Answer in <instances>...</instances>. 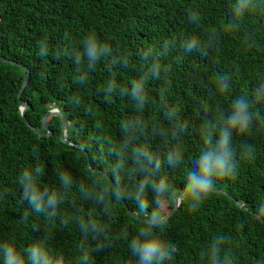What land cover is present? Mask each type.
<instances>
[{"label":"trees","instance_id":"1","mask_svg":"<svg viewBox=\"0 0 264 264\" xmlns=\"http://www.w3.org/2000/svg\"><path fill=\"white\" fill-rule=\"evenodd\" d=\"M261 2L264 4V0ZM234 3L235 0H0V56L25 65L29 71L21 94L28 105L26 119L44 130L43 114L48 108L57 107L67 120L66 138L73 142L61 140L59 116L47 118L52 131L48 136H39L26 125L17 95L26 70L0 60V243L14 242L23 253L32 241L46 235L49 247L63 252L65 264H76L77 245L83 239L77 220L91 215L109 225L107 241L88 237L87 243L93 249L103 244L100 250L92 252L95 264H136L128 241L143 226V221L133 218L125 205L140 216L146 217L145 214L133 200L123 199L119 203L113 200L109 215L102 206L85 199L77 185L90 187L94 177L103 176L107 184L120 183L130 192L134 180L139 178L123 173L114 177L117 156L111 151L124 139L121 121L134 115L130 97L120 95L119 89H130L137 69L112 65L111 58H103L91 72L81 64L80 70L88 75L86 85L81 86L75 79L77 67L71 53L82 51L83 37L95 32L114 51L119 49L128 54L138 67L142 51L159 49L165 40L175 39V46L163 60L171 69L167 81L150 79L146 85L149 103L143 118L149 131L141 142L159 154L162 160L159 174L167 176L173 193L178 194L184 188L192 159L203 148L200 136L203 124L226 118L238 96L251 101L254 87L264 81V7L246 13L238 22L237 31L224 33L221 26L231 19ZM189 11L199 12L198 23L189 20ZM213 29L220 38L209 48L207 57L183 52L184 39L195 36L207 44ZM246 36L254 40L253 47L245 45ZM40 41H46L49 49L43 57L39 54ZM58 51L68 54L56 59ZM225 73L231 77L230 87L220 95L215 93V77ZM112 77L117 81V94L105 101L98 89ZM162 88H166L163 97ZM72 96L80 98L79 106L70 102ZM162 100L175 106L179 119L187 122V131L182 135L175 138L152 135L153 125L170 127ZM89 108L91 112L87 111ZM252 109L259 112V119L254 120L248 132L233 133L239 160L236 177L217 180L213 192L194 213L187 211L186 202L179 204L163 227L155 230L162 239L178 246L175 258L167 264H200V252L218 235L228 237L234 264L264 260V217L255 216L257 206L264 203V102L253 103ZM97 121L101 124L99 128ZM242 144L254 147L253 159L240 156ZM176 145L181 147L184 160L172 168L163 161L166 151ZM126 154L127 167L131 169L130 148ZM37 166L44 169L42 186L58 188L57 171L67 170L73 176L74 185L55 220L33 212L22 197L19 175L23 169ZM172 200L167 201L169 208L164 214L171 209ZM151 211L150 206L148 212ZM62 219L68 223H62ZM122 233H127V240Z\"/></svg>","mask_w":264,"mask_h":264},{"label":"clouds","instance_id":"2","mask_svg":"<svg viewBox=\"0 0 264 264\" xmlns=\"http://www.w3.org/2000/svg\"><path fill=\"white\" fill-rule=\"evenodd\" d=\"M264 7L261 0H235L230 10L231 19L221 26L224 33L234 32L239 29L240 19L248 12ZM189 20L196 24L199 22L198 11H189ZM219 34L213 29L208 34L207 44H202L195 36L184 39L181 48L185 53H199L203 57L209 54V48L219 40ZM67 35L65 40H67ZM175 39L165 40L162 46L148 48L139 55V66L132 63L128 54L113 50L107 41L98 39L95 32H90L83 37L81 48L71 53L73 64L77 67L76 81L81 86L88 81L87 72L93 71L103 58H111L112 65H122L125 68L137 69L136 75L131 81V87H120L119 94L127 95L133 103L134 115L121 121L120 129L124 137L115 151L117 161L113 166L114 177L132 175L139 177L133 182V188L129 192L120 183L109 185L103 176L92 179L91 186L83 183L77 185L78 190L85 199H90L94 204L102 206L107 214H111L113 200L119 203L123 199H131L136 203L137 208L143 212L146 219L143 226L136 230L135 235L128 241V248L131 256L136 258V264H167L172 261L179 251L176 243L166 241L156 234L157 228H162L166 223V216L163 213V206L170 198H174L178 203H187L189 213L196 212L204 201L213 192L216 181L224 179H234L238 174L239 160L237 159V148L233 146V133L242 135L249 131L254 120L259 119V112L253 111L252 104L264 102V81H261L252 91V100L244 96L236 97L231 104V110L226 118L216 121H206L200 129V136L203 148L199 155L191 161V167L187 169L183 190L174 194L172 186L167 176L159 174L162 167V160L159 154L150 150L141 141L147 137L149 125L143 118L149 103L146 85L150 79L167 81V74L171 70L170 65L163 63L168 50L175 46ZM245 45L253 47L254 40L249 36L245 37ZM39 54L43 57L48 54L46 41L39 42ZM67 52L56 53V59H60ZM84 64L87 72L80 70V65ZM230 75L225 73L215 77V93L223 95L230 87ZM117 81L114 77L107 80L106 84L98 89L103 93V98L107 101L117 94ZM166 88L161 89L163 97ZM70 102L79 106L81 100L78 96L70 97ZM165 119L170 127L164 128L159 125L152 126V135L175 138L187 131V122L181 121L178 117V109L175 106L167 105L162 100ZM205 106L202 104V107ZM91 112L92 109H87ZM221 117L223 114L221 113ZM217 125L219 127H217ZM96 127H101L99 121ZM264 127V124H262ZM109 144L110 141H107ZM130 148V157L133 167H127ZM240 156L245 159H253L255 150L252 145L242 144L239 149ZM184 160V153L179 145L170 147L163 162L172 168H176ZM44 169L37 166L32 169L25 168L19 175L18 183L22 189V197L26 199L33 212L44 214L49 220H55L58 215L60 205L67 199L68 191L74 185V179L70 171H57L56 176L59 187L42 186L40 178ZM151 194L152 199H149ZM152 207L149 213L148 208ZM26 215V214H25ZM255 216L264 217V203L257 206ZM62 223L67 224V219H62ZM79 231L83 239L77 245L78 256L76 264H95L92 252L98 251L103 244H97L93 249L87 243L88 237L93 239H109V225L101 223L95 217L89 215L87 218L80 216L77 220ZM124 239H128L127 233H122ZM0 257L3 264H65L62 251H54L48 245V237L45 235L32 241L22 253L18 251L14 242L0 243ZM131 264V262H130ZM200 264H234L233 249L229 239L225 235L213 236L206 248L200 252ZM254 264H264V260H257Z\"/></svg>","mask_w":264,"mask_h":264},{"label":"water","instance_id":"3","mask_svg":"<svg viewBox=\"0 0 264 264\" xmlns=\"http://www.w3.org/2000/svg\"><path fill=\"white\" fill-rule=\"evenodd\" d=\"M0 60L4 61V62H8V63H11V64H17L21 67H23L25 70H26V73L23 77V81H22V84H21V87L18 91V97H19V109H20V113L22 115V117L24 118L25 120V123L27 126H29L35 133H37L39 136H48V135H51L52 134V131L50 130V127H49V124L47 122V118L50 117V116H59L60 117V120H61V134H60V138L63 142L65 143H68V144H73V142L70 140V139H67L66 138V134H67V120L66 118L64 117L63 113L60 111L59 108L57 107H50L48 108L45 113L43 114L42 118H41V122H42V127L44 130H40L36 127H34L33 125H31L29 123V121L26 119L25 117V111L28 107L27 103L25 101H23L21 99V94H22V91L24 89V87L26 86L27 82H28V79H29V71L27 69V67L25 65H22L20 63H17L15 62L14 60H10L4 56H0ZM182 191V190H181ZM180 191V192H181ZM215 191L217 192H223V193H226L225 191H223L222 189H215ZM179 192V193H180ZM236 203L238 205H240V203L236 200ZM180 203L177 202L176 199L173 198L172 200V207L171 209L165 214L166 216V219L169 218L170 215H172L176 209L178 208ZM241 206V205H240ZM125 207L127 208L129 214L133 217V218H136L140 221H144L146 219V217H143V216H140L136 211L132 210V209H129L126 205Z\"/></svg>","mask_w":264,"mask_h":264},{"label":"rangeland","instance_id":"4","mask_svg":"<svg viewBox=\"0 0 264 264\" xmlns=\"http://www.w3.org/2000/svg\"><path fill=\"white\" fill-rule=\"evenodd\" d=\"M168 208H169V204H168V202L163 206V212L164 211H167L168 210Z\"/></svg>","mask_w":264,"mask_h":264}]
</instances>
